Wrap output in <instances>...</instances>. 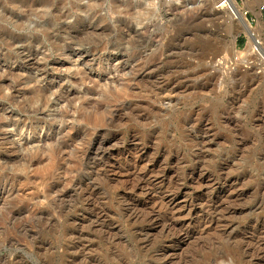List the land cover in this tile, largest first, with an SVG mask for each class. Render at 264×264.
I'll use <instances>...</instances> for the list:
<instances>
[{
	"label": "rangeland",
	"instance_id": "1",
	"mask_svg": "<svg viewBox=\"0 0 264 264\" xmlns=\"http://www.w3.org/2000/svg\"><path fill=\"white\" fill-rule=\"evenodd\" d=\"M237 1L251 33L214 0H0V264H264V0Z\"/></svg>",
	"mask_w": 264,
	"mask_h": 264
},
{
	"label": "built area",
	"instance_id": "2",
	"mask_svg": "<svg viewBox=\"0 0 264 264\" xmlns=\"http://www.w3.org/2000/svg\"><path fill=\"white\" fill-rule=\"evenodd\" d=\"M214 3H215V7H216L217 10H221V11L227 12L234 19H237L235 10L237 9L236 6H238L240 8V12H241L242 16L251 25V23L247 19L248 12L243 10V8L239 5L237 0H214ZM260 9L264 10V4L261 5ZM257 41H258V43H257V45H255L254 51L255 50L258 51V48H259L260 42L258 40V37H257Z\"/></svg>",
	"mask_w": 264,
	"mask_h": 264
},
{
	"label": "bare ground",
	"instance_id": "3",
	"mask_svg": "<svg viewBox=\"0 0 264 264\" xmlns=\"http://www.w3.org/2000/svg\"><path fill=\"white\" fill-rule=\"evenodd\" d=\"M237 9L235 10L236 13V17L238 19V21L240 22V24L243 25V29L248 32L251 33L252 32V26L245 20V18L242 16L241 12H240V8L238 6H236ZM233 18V17H231ZM238 24V23H237ZM66 97H68L70 95V93H65Z\"/></svg>",
	"mask_w": 264,
	"mask_h": 264
},
{
	"label": "trees",
	"instance_id": "4",
	"mask_svg": "<svg viewBox=\"0 0 264 264\" xmlns=\"http://www.w3.org/2000/svg\"><path fill=\"white\" fill-rule=\"evenodd\" d=\"M240 43H243V39L240 40Z\"/></svg>",
	"mask_w": 264,
	"mask_h": 264
}]
</instances>
